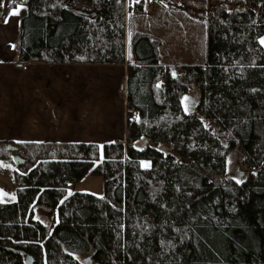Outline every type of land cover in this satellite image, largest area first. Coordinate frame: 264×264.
I'll return each mask as SVG.
<instances>
[{"label": "trees", "instance_id": "obj_1", "mask_svg": "<svg viewBox=\"0 0 264 264\" xmlns=\"http://www.w3.org/2000/svg\"><path fill=\"white\" fill-rule=\"evenodd\" d=\"M207 1V62L174 75L141 26L148 0H4L0 23L27 8L19 66L127 63L128 112L123 141H0V159L22 161L17 200L0 202V264H264V0ZM233 148L243 182L226 173ZM89 174L103 197L67 193ZM38 205L58 222L35 220Z\"/></svg>", "mask_w": 264, "mask_h": 264}, {"label": "crops", "instance_id": "obj_2", "mask_svg": "<svg viewBox=\"0 0 264 264\" xmlns=\"http://www.w3.org/2000/svg\"><path fill=\"white\" fill-rule=\"evenodd\" d=\"M3 4L0 0V16ZM14 11L18 14L13 15ZM155 12L150 17L146 14L141 26L148 21L151 24L157 17ZM26 14L27 8L20 6L0 23V141L106 144L125 140L127 63L19 66L20 22ZM95 69L109 74L112 100L104 95L96 110L85 112L68 105L66 96L59 95V84L66 83L77 71Z\"/></svg>", "mask_w": 264, "mask_h": 264}, {"label": "rangeland", "instance_id": "obj_3", "mask_svg": "<svg viewBox=\"0 0 264 264\" xmlns=\"http://www.w3.org/2000/svg\"><path fill=\"white\" fill-rule=\"evenodd\" d=\"M171 1L173 3L166 5L163 0H148L147 16L150 17L157 11L155 12L157 17L153 19L151 24L148 21L145 27L151 29L156 38L161 37L163 44L160 52L163 62L171 66L174 75H178L181 74L180 67L184 64H205L207 62L208 24L207 20L201 16L207 13L209 5L207 0ZM168 30L170 31L168 32ZM74 74L72 78L68 77L66 83L58 86L59 95L64 94L66 96L65 99L68 105H74L78 110L85 112V110H96L101 103V97H105L104 95L107 96L108 101L112 100L114 96V93H112L113 85L109 81V74L106 71L95 69L77 71ZM124 93H126V86L124 87ZM184 101L186 110H195L199 102L198 90L194 88L185 97ZM138 147L142 148L144 144L140 143ZM165 147L166 145H161L158 148L164 149ZM244 158V152L238 148L231 149L227 154V176L237 182L245 181L248 176V170L243 163ZM19 159L16 154L11 158L0 159L1 203H13L17 200L15 170L18 167ZM151 165L150 161L143 162L144 167H150ZM66 189L69 195L75 192L89 193L99 197L105 195L103 178L91 174L78 183L69 184ZM34 219L51 225L58 222V211L48 209L44 205H38L35 207ZM25 264H30V262L26 261Z\"/></svg>", "mask_w": 264, "mask_h": 264}, {"label": "water", "instance_id": "obj_4", "mask_svg": "<svg viewBox=\"0 0 264 264\" xmlns=\"http://www.w3.org/2000/svg\"><path fill=\"white\" fill-rule=\"evenodd\" d=\"M21 162H22L21 159H19V160H18V165H19ZM81 262H82V264H92V260H91L90 258H87V259H85V260H82Z\"/></svg>", "mask_w": 264, "mask_h": 264}, {"label": "snow or ice", "instance_id": "obj_5", "mask_svg": "<svg viewBox=\"0 0 264 264\" xmlns=\"http://www.w3.org/2000/svg\"><path fill=\"white\" fill-rule=\"evenodd\" d=\"M12 14H13V15H17V14H18V12H15V11H14Z\"/></svg>", "mask_w": 264, "mask_h": 264}]
</instances>
